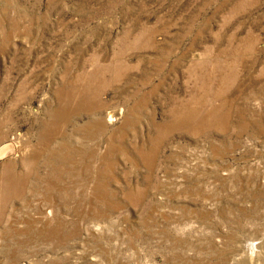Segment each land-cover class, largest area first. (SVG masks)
<instances>
[{"label":"rangeland","instance_id":"obj_1","mask_svg":"<svg viewBox=\"0 0 264 264\" xmlns=\"http://www.w3.org/2000/svg\"><path fill=\"white\" fill-rule=\"evenodd\" d=\"M1 147L0 264H264V0H0Z\"/></svg>","mask_w":264,"mask_h":264},{"label":"bare ground","instance_id":"obj_2","mask_svg":"<svg viewBox=\"0 0 264 264\" xmlns=\"http://www.w3.org/2000/svg\"><path fill=\"white\" fill-rule=\"evenodd\" d=\"M74 94V93H73ZM66 97H67V95H66ZM72 99V98H71ZM80 101H82V100H80ZM75 102V101H74ZM78 105V104H77ZM82 106H83V104H81ZM85 105V104H84ZM79 107H80V105H79ZM71 108H73V107H71ZM81 108V107H80ZM83 108V107H82ZM98 108V107H97ZM78 109V108H77ZM80 111V110H79ZM64 113H66L65 111H64ZM62 114V113H61ZM79 114V113H78ZM111 119V118H110ZM182 119V118H181ZM180 119V121H182ZM185 119V118H184ZM109 120V119H108ZM187 120V119H186ZM188 120H190V119H188ZM178 121V120H177ZM176 122V121H175ZM184 122V121H183ZM103 123V122H102ZM190 124V123H189ZM198 124V123H197ZM101 125V124H100ZM51 128V127H50ZM51 138V137H50ZM5 147H7L6 145L4 146V148ZM2 148V147H1ZM4 148H2L0 151H3V152H0V154H2V153H5L6 152V150L7 149H4ZM13 148V147H12ZM5 150V151H4ZM10 154V153H9ZM7 171V170H6ZM7 173V172H6ZM6 187V186H5ZM10 188V187H9ZM52 234V233H51Z\"/></svg>","mask_w":264,"mask_h":264}]
</instances>
